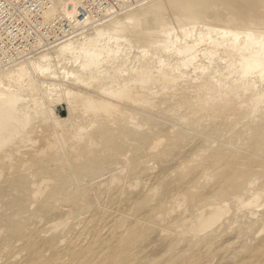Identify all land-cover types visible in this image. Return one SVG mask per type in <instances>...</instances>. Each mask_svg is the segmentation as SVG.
Masks as SVG:
<instances>
[{"label": "bare ground", "instance_id": "6f19581e", "mask_svg": "<svg viewBox=\"0 0 264 264\" xmlns=\"http://www.w3.org/2000/svg\"><path fill=\"white\" fill-rule=\"evenodd\" d=\"M72 28L0 70V264H264V0Z\"/></svg>", "mask_w": 264, "mask_h": 264}, {"label": "built area", "instance_id": "2783aa9c", "mask_svg": "<svg viewBox=\"0 0 264 264\" xmlns=\"http://www.w3.org/2000/svg\"><path fill=\"white\" fill-rule=\"evenodd\" d=\"M141 1L75 0L77 14L69 18L63 12L49 16L54 0H0V70L31 54L38 45L71 33L76 22L99 25Z\"/></svg>", "mask_w": 264, "mask_h": 264}, {"label": "rangeland", "instance_id": "374dc122", "mask_svg": "<svg viewBox=\"0 0 264 264\" xmlns=\"http://www.w3.org/2000/svg\"><path fill=\"white\" fill-rule=\"evenodd\" d=\"M71 7V6H70ZM76 32H78L77 30H75ZM79 31H81V30H79ZM75 32V33H76ZM52 43V42H51ZM52 46V45H51ZM44 50V49H43ZM43 50H39V51H33V53H31L30 54V56L31 55H34V54H36L37 52L39 53V54H42L43 52ZM32 52V51H31ZM41 52V53H40ZM49 52H51V51H47V52H45V53H49ZM53 52V51H52ZM38 53H37V55H38ZM9 68V67H8ZM7 69V68H6ZM59 112H60V116H62V117H65V116H67L68 115V111L66 110V108H65V106H60L59 107V110H58ZM157 230V229H156ZM156 230H154V229H151V230H149L148 232H146V234H144V236H142V238H144V239H140V242H138L139 244L137 245V247L139 246V248L140 249H143V247L145 248V247H147V246H150V250H152V252H156L157 250H159L160 249V240L158 239V238H156L157 237V233H156ZM150 232H152V233H150ZM156 234V235H155ZM146 235V236H145ZM148 235V236H147ZM228 237V236H227ZM227 237H225V239L227 238ZM259 238V239H258ZM257 239L255 238H253L252 240H261V239H264V234H263V236H260V237H258ZM225 239H223V241H225ZM251 240V241H252ZM141 241H143V242H141ZM222 241V242H223ZM255 241H253V242H255ZM141 244V245H140ZM145 246H144V245ZM143 245V246H142ZM147 245V246H146ZM221 245V246H220ZM220 245L219 246H217V248L220 250H218V249H214L213 250V254L215 253V250H216V253H215V256H216V254H217V250H218V254H221L222 252V249H221V247H222V243H220ZM149 248V247H148ZM214 248H216V247H214ZM220 252V253H219ZM226 254H232V252L230 253H226ZM222 255V254H221ZM210 256H212V254L210 255ZM209 256V257H210ZM217 258H220V256L218 255V256H216ZM247 261V260H246ZM243 262L242 264H248V261L247 262ZM215 264V263H214ZM217 264V263H216Z\"/></svg>", "mask_w": 264, "mask_h": 264}]
</instances>
